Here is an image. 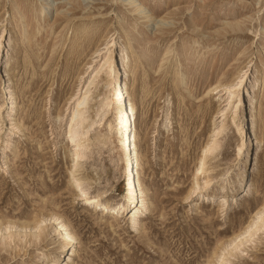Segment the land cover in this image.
<instances>
[{"label": "rangeland", "instance_id": "obj_1", "mask_svg": "<svg viewBox=\"0 0 264 264\" xmlns=\"http://www.w3.org/2000/svg\"><path fill=\"white\" fill-rule=\"evenodd\" d=\"M51 3L54 11L37 26L43 2L0 0V60L11 69L5 80L18 98L15 109L0 111V221L62 215L78 238L76 255L63 261L68 264H206L221 242L258 220L264 205V0ZM122 48L135 67L130 81L148 196L147 210L137 213L140 222L131 232L129 210L116 219L104 216L68 183L77 144L68 136V99L78 92V76L89 80L102 56ZM253 76L258 166L251 190L237 193L236 203L221 213L219 184L233 175L240 156L234 115L220 112L223 100ZM105 79L102 71L93 85L92 117ZM111 113L91 126L86 156L75 172L85 178L90 195L117 201L124 193V159L107 127ZM208 141L214 148L200 178L212 179L204 193L213 200L196 206L195 197H185ZM53 224L44 221L38 240H0V264H37V253L52 246ZM223 264H264V226Z\"/></svg>", "mask_w": 264, "mask_h": 264}, {"label": "bare ground", "instance_id": "obj_2", "mask_svg": "<svg viewBox=\"0 0 264 264\" xmlns=\"http://www.w3.org/2000/svg\"><path fill=\"white\" fill-rule=\"evenodd\" d=\"M40 1L43 2V4H41L39 10H36L38 12H36L37 19L35 18L37 26L40 25V19H45L46 15L54 11V4L51 3V0H39V2ZM137 5L138 4H136V6ZM30 11L32 12V9H30ZM142 11L143 9H140V12ZM2 42L3 40L0 37V55L4 50ZM8 46L11 48L12 44L9 42L7 47ZM72 47L77 49L81 46L73 45ZM99 47L94 53L100 51L98 50ZM209 47L210 46H207L206 49H209ZM124 51L125 49L122 48L115 56L111 53L102 56L93 74L89 76V80L86 79L83 82L82 75L77 77V87L79 86L78 92L74 98L72 96L69 97V107L66 109L68 136L73 144L74 142L77 143L72 155L74 157L71 159L73 163L71 166L74 167V169H71L69 172L70 176L68 183L73 189H76V191L78 190V193L76 192L77 197L81 200H92L94 207L104 216L116 219L129 210L127 215L130 216L127 219V224L128 231L131 232L137 230V226L140 222L137 213L147 210L148 196L146 190L143 188L140 174L143 166V154L139 147L140 133L135 118V102L132 91L134 84L130 81V76L133 75L135 67L132 66L129 56ZM168 53L169 51L167 54ZM9 70L11 69L8 68V64L1 63L0 60V97L3 95V99L0 100L1 112H10L17 107L18 98L11 88L9 80L8 82L5 80V76L6 74L8 75ZM102 71H105L106 79L103 83L102 91H100L97 96L99 100H96L94 119V116L92 117L88 112V101L91 96L93 85ZM9 74H14V72ZM256 79L258 78L253 76L251 80L245 82L243 87L238 88L235 95H228V97L223 100L226 103L220 114H226L227 111H230L234 115V122L236 121L237 124L236 126L239 134L237 151L240 159L233 175H230L219 184L218 190L220 196L218 211L221 213L228 211L229 208L236 203L237 193L246 190V188L247 192L251 190L248 184L251 180L253 170L258 166V151L261 140L257 136ZM242 82L243 80L241 83ZM218 86H221V84ZM218 86L210 90L213 91L217 89ZM224 86L228 87L232 85L227 84ZM72 99L73 101H71ZM110 111L112 112L110 115L111 119L107 121V127L116 138L118 150L124 159L122 167L124 193L117 201H107L103 200L102 196L93 197L90 195L86 186L88 184L85 185V178L75 172V167L79 164L81 159L86 156V141L91 126L95 123L102 124ZM13 125L19 128L18 124L14 123ZM214 131L216 133V129H214ZM213 148L214 145L211 144V141H208L201 149L199 163L192 174L191 187L185 197V199L195 197L196 206L200 203H210L213 200L212 193H204V190L208 188L212 179L206 178L201 181L200 178L201 172L205 170L206 156ZM257 215H259L258 220L250 221L243 230L239 231L231 239L221 242L220 245L213 250L212 257L209 258L206 264H223L224 257L228 253L238 249L254 234L260 231L264 226V205L257 212ZM43 217H45L43 220L0 221V240L14 241L15 238L18 237L21 241L29 236L38 240L42 232V224L44 221L47 219L52 220L54 224L50 233L53 234L54 241L51 243L52 246L49 249L37 253V264H63L67 255L69 260L76 255L75 246L78 238L74 231L70 229V225L62 215L52 212L46 216L43 215ZM70 249L71 252H69ZM63 253L64 255L62 256ZM64 264L68 263L65 262Z\"/></svg>", "mask_w": 264, "mask_h": 264}]
</instances>
